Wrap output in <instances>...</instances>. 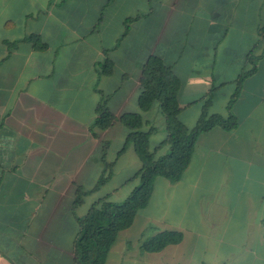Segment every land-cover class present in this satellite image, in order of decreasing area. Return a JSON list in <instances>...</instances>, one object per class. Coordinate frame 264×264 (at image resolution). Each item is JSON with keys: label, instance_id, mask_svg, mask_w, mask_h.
Listing matches in <instances>:
<instances>
[{"label": "crops", "instance_id": "crops-1", "mask_svg": "<svg viewBox=\"0 0 264 264\" xmlns=\"http://www.w3.org/2000/svg\"><path fill=\"white\" fill-rule=\"evenodd\" d=\"M263 26L264 0H0L4 264H76L78 220L99 200L122 203L138 187V155L132 146L120 154L129 133L121 116L141 114L142 130L155 128V157L170 152L160 104L139 106L152 57L180 79L179 120L188 129L210 94L209 113L228 118L239 77L257 60L232 109L238 126L200 134L179 182L156 179L105 264H264ZM108 60L114 71L103 75ZM104 101L117 121L101 131L94 123ZM105 162L112 173L97 187ZM78 188L89 193L74 208ZM165 232L182 240L145 251Z\"/></svg>", "mask_w": 264, "mask_h": 264}, {"label": "trees", "instance_id": "trees-1", "mask_svg": "<svg viewBox=\"0 0 264 264\" xmlns=\"http://www.w3.org/2000/svg\"><path fill=\"white\" fill-rule=\"evenodd\" d=\"M259 35L264 41V26L260 28ZM28 41L41 49L45 47L37 35L30 36ZM256 60L255 57H250L254 68L243 72L237 81V89L228 104L230 112L228 118L209 113L212 104L210 94L204 101L202 114L196 127L188 129L179 120L182 111L179 102L182 87L180 79L174 74L172 68L160 58H150L141 76L142 91L139 106L142 112H147L155 103L160 104L167 132L164 144L170 147V152L161 158L155 157L150 149V135L155 131V128L144 132L142 130L144 121L141 114L121 116L120 121L129 133L120 154L131 146L134 148L141 161V168L135 175L140 184L124 202L113 203L106 198L101 199L92 205L84 218L78 220L80 230L75 243L76 264H105L108 253L116 243L119 233L129 229L134 224L138 213L148 206L156 179L162 177L172 183L179 182L191 163L200 134L209 132L216 127L233 130L238 126L232 109L238 100L244 80L256 70ZM113 71V63L110 60L106 61L101 73L111 75ZM97 111L99 117L94 123V129L105 131L117 121L115 115L107 108L106 101L98 106ZM106 147L107 145H105ZM103 159L105 161V150ZM111 173L112 164L105 162V169L97 187L104 184ZM88 193L81 188L77 189L74 208L83 203V198ZM181 240V234L165 232L149 240L144 245V249L147 252H160Z\"/></svg>", "mask_w": 264, "mask_h": 264}, {"label": "clouds", "instance_id": "clouds-1", "mask_svg": "<svg viewBox=\"0 0 264 264\" xmlns=\"http://www.w3.org/2000/svg\"><path fill=\"white\" fill-rule=\"evenodd\" d=\"M0 264H4L3 258H0Z\"/></svg>", "mask_w": 264, "mask_h": 264}]
</instances>
